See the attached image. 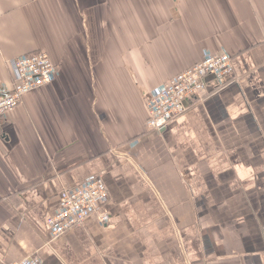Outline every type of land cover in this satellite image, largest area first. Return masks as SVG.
<instances>
[{"label": "crops", "instance_id": "obj_1", "mask_svg": "<svg viewBox=\"0 0 264 264\" xmlns=\"http://www.w3.org/2000/svg\"><path fill=\"white\" fill-rule=\"evenodd\" d=\"M39 50L57 75L0 117V264H264V0H0V85ZM221 53L234 80L149 130L144 98ZM94 175L108 200L54 238Z\"/></svg>", "mask_w": 264, "mask_h": 264}, {"label": "built area", "instance_id": "obj_2", "mask_svg": "<svg viewBox=\"0 0 264 264\" xmlns=\"http://www.w3.org/2000/svg\"><path fill=\"white\" fill-rule=\"evenodd\" d=\"M13 82L0 85V117L18 106L25 94L51 83L57 75V68L49 55L42 50L25 54L10 61ZM232 58L226 53L205 55L191 67L181 71L164 83L156 91L144 98L147 109V128L160 131L171 120L181 116L189 108L191 96L207 91V78L213 77L218 88L223 87L225 78L233 75ZM234 80V75L231 76ZM217 89V88H216ZM59 208L47 219L54 238L82 224L91 214H96L102 203L108 200V191L103 178L94 175L77 186L63 189ZM99 222L109 220L101 214ZM6 264H42L37 255L27 256L19 261Z\"/></svg>", "mask_w": 264, "mask_h": 264}]
</instances>
